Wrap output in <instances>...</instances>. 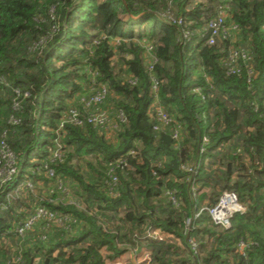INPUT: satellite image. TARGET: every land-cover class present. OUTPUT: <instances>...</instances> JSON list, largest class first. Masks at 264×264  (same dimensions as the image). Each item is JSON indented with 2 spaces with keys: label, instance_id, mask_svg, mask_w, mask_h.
I'll return each mask as SVG.
<instances>
[{
  "label": "trees",
  "instance_id": "trees-1",
  "mask_svg": "<svg viewBox=\"0 0 264 264\" xmlns=\"http://www.w3.org/2000/svg\"><path fill=\"white\" fill-rule=\"evenodd\" d=\"M111 38L136 47L121 67ZM87 68L109 87L90 107ZM100 111L112 127L88 122ZM226 192L246 207L230 228L187 227ZM146 248V264H264V0H0V264Z\"/></svg>",
  "mask_w": 264,
  "mask_h": 264
},
{
  "label": "built area",
  "instance_id": "built-area-1",
  "mask_svg": "<svg viewBox=\"0 0 264 264\" xmlns=\"http://www.w3.org/2000/svg\"><path fill=\"white\" fill-rule=\"evenodd\" d=\"M227 1H230V0H227ZM226 10H227V6L225 5L224 7L221 8V12H220L221 17H220L219 21L212 23L210 25V28L212 29V35H210L208 38V44H211V45L214 44L215 39H216V35H218L219 28L222 24L223 17L225 16ZM150 50H151V48H150ZM236 55L237 54L234 53L230 59L234 60ZM242 55L244 56V53H242ZM89 74H91V72ZM98 74L99 73L97 71H95L93 76H95V78H96L98 76ZM95 87H96L95 93L91 96V98H89L88 102H86V104H85L86 107H90L92 104L103 103L109 94V87L107 85L101 84V82H96ZM158 116L163 121L166 120V117L162 112H159ZM78 118L79 117L77 114H72V116L70 117V121H72L76 124H79ZM120 120H122V115H120ZM88 122L94 124V126H96V127L105 128L109 124V116H108L107 112L100 111L99 113L92 115L88 119ZM5 155H8V154L6 153ZM11 170L14 171L12 174H11ZM11 170H9V174L11 176L9 178H7L6 181L10 180L12 178V176L15 174L16 169L12 168ZM204 212H206L205 214L210 216V218L214 221V223L217 226H219L223 229H228L231 226V219L236 214L244 215L246 213V207L243 206L239 202V199H238L236 194L231 193V192H226L220 197L217 205H215L212 208H201L198 212H196L194 214L193 217L188 218L186 220L187 227L191 229V227L194 225V223L204 214ZM46 215H47V212H45L44 210H39V212L37 213L38 217L46 216ZM50 217H52V215H50ZM31 224H32V221H29L28 223L25 224L24 228L19 230V232L23 233V231H24L23 229L28 228ZM148 236L154 241H163L167 238V235L161 230H153V231L148 233ZM192 245H193V248H195V244L193 243ZM244 247L245 246L243 244H241L239 246V250L240 251L243 250ZM148 261H149V257L147 256L146 262H148Z\"/></svg>",
  "mask_w": 264,
  "mask_h": 264
},
{
  "label": "rangeland",
  "instance_id": "rangeland-1",
  "mask_svg": "<svg viewBox=\"0 0 264 264\" xmlns=\"http://www.w3.org/2000/svg\"><path fill=\"white\" fill-rule=\"evenodd\" d=\"M142 43L145 44L144 42H142ZM109 45L111 46V48L114 51L111 61L115 65L120 66V67L122 65H124V62L126 61L125 58L123 59V57L121 56L123 54L122 52H124L121 50V48L126 49V50L127 49L135 50V48H136V47H132L130 42L128 43V41L122 40L119 38L109 39ZM145 45H146V47H143L144 53L142 54V59L145 61V63L150 64L153 61V58L149 54L150 53L149 52V50H150L149 46L150 45L147 43ZM141 49H142V47H140L139 51H141ZM127 56H128L127 59L131 58L130 57L131 55H127ZM90 72H91V74H89ZM94 73H95V71H93L90 68L84 69L83 71L80 72L81 76H84L86 74L87 78H90V82L92 83L91 87L90 86L88 87V86H86V84H84V87L87 88V90H86L87 93L85 95H83V97L81 96V98H80L81 102L84 104H86V102H88L89 98H91V96L95 93V90H96V87H95L96 78H95V76H93ZM105 112H107V111H105ZM109 113L107 112L108 116H110ZM112 125H114V121H110L108 126H106L105 128H110V127H112ZM13 172L14 171L11 170V174ZM62 187H63V184H62ZM36 190H35V192H37ZM63 191H65V193L63 195L65 196L67 201H69V202L75 201L73 195H71L72 192L70 190L64 189ZM110 226H113V224H110ZM148 250L149 249L146 248L145 252L144 251L143 252L138 251V252H135L132 254L127 253V254H125V256H123L121 259H119L116 263L114 262L113 264H146V258H147V256H149Z\"/></svg>",
  "mask_w": 264,
  "mask_h": 264
}]
</instances>
